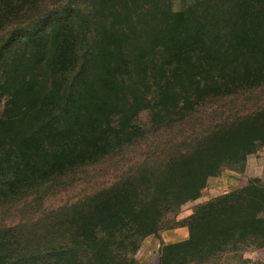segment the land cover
Returning a JSON list of instances; mask_svg holds the SVG:
<instances>
[{"label": "trees", "instance_id": "trees-1", "mask_svg": "<svg viewBox=\"0 0 264 264\" xmlns=\"http://www.w3.org/2000/svg\"><path fill=\"white\" fill-rule=\"evenodd\" d=\"M41 38L56 49L57 57L41 69L48 71L49 84L36 97L29 92L27 102L14 95L18 105L12 109L5 64L20 47L25 59ZM198 45L215 48L218 56L264 48V0H0V264L64 259L63 213L58 217L64 205L54 209L46 202L83 167L104 160L107 167L118 157V171L104 168L106 183L127 174L153 181L165 174L169 161L190 153L196 143L203 146L211 131L222 135L227 122L253 104L237 93L228 96L223 77L213 94L203 91L193 102L194 83L207 86L206 75L192 66ZM210 56L200 53L206 61ZM10 111H17L14 118ZM63 111L64 131H58ZM132 112L135 117L125 125ZM255 142L235 143L221 162L243 160ZM101 187L97 192L109 191ZM120 203L117 215L110 206L96 205L93 212L103 211L106 221L122 219L126 204ZM45 215H51L46 233L29 234ZM93 225L88 221L92 234ZM78 239L68 246H82ZM262 242L254 248L264 249Z\"/></svg>", "mask_w": 264, "mask_h": 264}, {"label": "rangeland", "instance_id": "rangeland-1", "mask_svg": "<svg viewBox=\"0 0 264 264\" xmlns=\"http://www.w3.org/2000/svg\"><path fill=\"white\" fill-rule=\"evenodd\" d=\"M20 48L14 62L5 64L11 79L5 90L12 94V109H17L20 98L27 102L43 92L50 75L41 70L42 65L57 57L49 38L37 40L25 59ZM204 51H209V61L200 57ZM215 51L211 46L194 48L192 66L197 75L200 71L201 76L206 75L207 86L194 83L190 89L193 102L197 103L203 91L213 94L223 77L222 89L230 88L228 96L237 93L253 104L239 118L228 121L227 129L220 131L222 135L211 131L203 146L196 143L190 153L177 152L172 164L168 160L165 174L153 181L144 175L130 178L127 174L117 182L106 183L105 169L109 166L118 171L121 167L118 157L105 162L107 167L102 165L106 160L100 161L67 178L62 193L46 202V207L54 209L64 205L58 215L63 213L64 218V259L51 264H109L111 259L115 264H264V249L254 248L264 238V105L258 104L264 101V91H258L264 90V48L238 49L223 56ZM206 66L207 71H203ZM16 114L10 111L9 117ZM131 115L123 120L125 125L129 117H135L133 112ZM146 117L144 114L143 120ZM58 122V131H64V111ZM234 122L237 125H231ZM233 127L241 129H228ZM60 139L64 141V133ZM251 140L256 141L255 148L243 160L221 162L223 154L235 151L230 150L235 143L241 147ZM103 185L109 191L97 192ZM120 201L126 204L122 219L116 216L106 221L103 211L93 212L96 205L101 209L110 206L117 215ZM43 217L36 220L39 224H34L29 234L46 233L44 227L51 215ZM88 221L94 222V234L87 228ZM76 238L82 246L69 247Z\"/></svg>", "mask_w": 264, "mask_h": 264}]
</instances>
